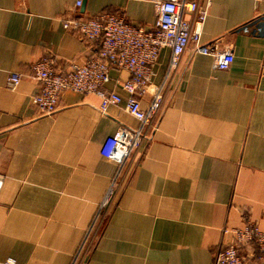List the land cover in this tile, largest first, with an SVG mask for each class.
Instances as JSON below:
<instances>
[{"label": "crops", "instance_id": "1", "mask_svg": "<svg viewBox=\"0 0 264 264\" xmlns=\"http://www.w3.org/2000/svg\"><path fill=\"white\" fill-rule=\"evenodd\" d=\"M195 1V0H190ZM207 8L201 42L231 49L226 70L193 46L168 74L160 50L149 91L164 85L157 128L128 159L116 197L93 239L88 228L119 171L102 156L107 138L139 121L112 68L105 86L122 96L106 113L94 94L66 91L58 110L33 105L32 65L51 55L58 71L95 55L98 41L63 23L106 12L152 29V0H0V264H214L234 231L264 230V0H197ZM191 19L190 14H186ZM14 72L22 75L8 85ZM83 245V246H82ZM246 264H264L255 242Z\"/></svg>", "mask_w": 264, "mask_h": 264}, {"label": "built area", "instance_id": "2", "mask_svg": "<svg viewBox=\"0 0 264 264\" xmlns=\"http://www.w3.org/2000/svg\"><path fill=\"white\" fill-rule=\"evenodd\" d=\"M82 1L77 0L76 7H80ZM152 1L157 17L154 28L132 25L119 14L111 12L67 20L63 23L64 28L78 33L86 40L98 41V52L84 63H73L65 73L57 70L51 55L42 57L32 65V77L39 85V91L32 102L42 115L54 114L58 110L62 94L66 91L98 95L101 98L100 109L106 113L109 105L123 101L119 93L108 90L105 86L110 69H125L130 73L129 78L119 84L129 94L125 109L139 121V126L122 129L107 138L102 148L103 158L117 164L119 171L113 177L88 228L86 238L89 241L106 219L114 202L125 162L142 154L147 141L157 128L165 100L164 85L155 88L147 108L141 106V98L149 91L154 75L153 67L158 61L160 50L165 47L172 50L169 75L176 73L183 54L190 46L197 53L212 54L218 69L226 70L234 61L231 49L220 50L216 42H201L207 8L197 0ZM186 14H190L192 18L187 19ZM21 79L22 75L14 72L8 77V85L15 87ZM1 185L0 180V188ZM251 242H255L264 254V230L252 223L234 231V241L217 251L214 264H246L240 248ZM72 264L80 263L74 260Z\"/></svg>", "mask_w": 264, "mask_h": 264}]
</instances>
